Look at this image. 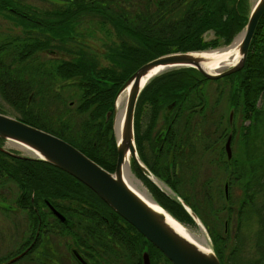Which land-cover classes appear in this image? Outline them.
<instances>
[{
	"label": "trees",
	"instance_id": "1",
	"mask_svg": "<svg viewBox=\"0 0 264 264\" xmlns=\"http://www.w3.org/2000/svg\"><path fill=\"white\" fill-rule=\"evenodd\" d=\"M55 1L59 2L60 10L55 11L53 19L43 17L41 27H34L39 28L36 34L31 32V25L22 23L25 26L22 27L24 36L9 35L5 41H0V96L22 114L24 122L53 132L109 171L116 169L117 147L114 154L106 155L110 158L107 160L99 152L89 153L92 148L81 140H89L92 144L93 140L99 139L97 124L88 121L89 117L97 118V105L94 104L97 95L102 98L98 114L102 115L107 105H112L124 82L140 66L166 53L216 48L222 41L228 45L243 30L249 14L248 0ZM5 6L7 4L0 3L1 8L7 9ZM90 12H97L106 26V49L97 47L96 51L89 40H83L84 36L71 35L77 30V20L86 18L85 13ZM46 14L49 15L48 12ZM209 31L215 33L211 39L206 38ZM105 36L97 35L101 40ZM63 52L72 57H64ZM102 56L109 61L106 65L101 61ZM100 76L104 78L102 82L106 78L109 80L106 83L110 85L97 81ZM224 80H233L228 100L230 108L236 107L232 146L237 144V150L233 152L231 161L227 160L225 152V138L229 135L228 114L226 116L220 110L226 98L227 83L218 88L221 91L215 102L208 91L211 83H225ZM173 100H176L175 111L181 113L178 119L169 121L171 116L166 117L163 112H168L166 105ZM71 101L78 103L71 104ZM263 103L264 15L242 70L218 80L201 79L193 68L173 70L153 79L139 98L141 115L147 113V107L151 105L148 137L151 138L152 128L161 114L171 124L168 133L163 131V135L169 136L162 139L161 154L157 156L163 157L166 169L160 166L155 169V174L201 218L222 264H264ZM0 112L4 111L0 108ZM61 126L72 129L69 133L59 131L57 127ZM79 126L82 130L74 129ZM155 142L160 143L158 137ZM0 145H3L2 139ZM9 155L0 150V165L1 158L10 161V166L2 171L4 173L0 172L3 174L0 175V194L1 188H4L5 198L6 191H10L12 186L7 179H3L4 174L20 173L21 177H25L26 173L30 174L29 166H36L33 187L18 186L16 205L5 201L13 209L5 206L1 210L6 213L22 212L23 217L29 215V223L33 221L34 224L26 237L35 233L39 221H47L44 214H51L54 219V243L63 241L66 237L64 234L62 238L63 231L68 229L69 241L66 243L77 247L91 246L89 238L93 237L97 226L102 246L106 250L112 249L116 231L121 229L116 220L127 223L121 215L66 171L43 160ZM157 157L149 155L152 167L160 165L155 160ZM173 165L180 167L175 182L173 173L168 170ZM221 176L226 179L225 184H229L228 198L225 184L222 186L219 183ZM78 185L88 190L86 194L77 188ZM236 187L242 196H234ZM151 193L181 222L195 224L177 200L161 193L157 198L156 192ZM47 202L66 216L65 222L55 217ZM96 211L97 222L90 217ZM26 219L28 222L27 216ZM253 220L257 229L249 250L245 228ZM26 229L30 230L31 225ZM147 241L148 245L140 243L139 246L141 251L149 246L152 264H173L160 249ZM247 251L249 255L244 258ZM115 252L116 260H120L116 248ZM13 254L7 253L5 259Z\"/></svg>",
	"mask_w": 264,
	"mask_h": 264
},
{
	"label": "water",
	"instance_id": "2",
	"mask_svg": "<svg viewBox=\"0 0 264 264\" xmlns=\"http://www.w3.org/2000/svg\"><path fill=\"white\" fill-rule=\"evenodd\" d=\"M263 15L264 0H256L249 10L245 27L238 35L242 34V39L237 46L232 48L233 53L236 55V60L232 63H224L231 55L228 54L226 48L233 46L236 38L229 45L222 48L163 54L146 62L129 76L117 92L113 109L109 110L107 114V117H109L114 111L115 122L117 99L127 91L121 134L118 135L115 129L118 151L115 171L105 169L79 148L55 134L3 112H0V139L5 140L7 143L22 145L29 151L25 152V150L17 148L22 151V153L17 154L2 145H0V150L20 158L46 161L74 176L91 188L106 204L160 249L173 264H222L215 251L212 239V246L205 247L193 240L183 230L181 231L185 224L163 207L150 192L153 201L146 199L136 190L127 180L124 166L126 161L133 159L143 174L147 175L164 192L181 203L196 224L201 228H206L201 218L187 202L141 161L136 148L135 135L137 103L143 90L153 79L173 70L193 68L200 74L201 79L209 80H218L242 70L246 65L252 40ZM218 49L221 50L215 52ZM235 111L236 107L232 106L228 115L229 135L225 143V152L229 161L233 158L232 139ZM129 171L131 172V170ZM130 177L129 179H131ZM154 178L162 184L155 181ZM225 194L228 198V183L225 184ZM50 206L61 220H66L61 212L54 206ZM26 251L0 264L14 263L23 257ZM142 256L143 264H152L148 248L143 250Z\"/></svg>",
	"mask_w": 264,
	"mask_h": 264
},
{
	"label": "flooded vegetation",
	"instance_id": "3",
	"mask_svg": "<svg viewBox=\"0 0 264 264\" xmlns=\"http://www.w3.org/2000/svg\"><path fill=\"white\" fill-rule=\"evenodd\" d=\"M5 7L10 12H12V13L14 12V14L17 16L18 15L24 16V14H23L24 12L18 11V9L12 7L11 5H7ZM0 9H2V8L0 7ZM32 28H34V27H32ZM32 30L35 31L36 28H34ZM79 38H81V37H79ZM58 54H60V53H58ZM67 54L69 57H72V55H69V53H67ZM102 79H104L102 76L97 77V81L110 85V83H106L109 80H107L105 78L106 81L102 82ZM159 81H161V80H159ZM208 91H210V93H211L210 97H212L213 92L211 90H208ZM219 92H218V94H219ZM101 100H102L101 96L97 95V102L94 103L95 105H97V118L89 117V119H88V121H90V122L92 121V122H95L97 124V127H96L97 137L99 136V139L95 140V142L93 140L92 144L89 142V140H86V139H81V140H84V143L87 147L90 146L92 148V150H89V153L99 152L100 154L105 155L104 156L105 159L109 160L110 158L106 155L107 154L110 155L109 153L114 154L116 151V147H117V140H116V135H115L114 111L112 112V114L109 117H107L109 109L110 108L113 109V107H114L115 99H114L112 105H107V108L102 113V115H98L99 111H100L99 109L101 107L100 104L102 103ZM138 102H139V100H138ZM30 103H31V101L29 100V104ZM70 103L71 104H74V103L77 104L78 102L71 101ZM105 103H107V101H105ZM175 104H176V100L169 102L166 105L168 112H166V113L163 112V114L166 117L171 116V118H169V121H172L173 119L174 120L178 119L177 117L181 113L180 111L179 112L175 111L176 110L175 106H174ZM150 109H151V105H149V107H147V117L145 118L144 113L142 115L140 114V105H138V103H137V108H136L137 111H136V115H135V135H136V148H137V151H138V154H139L141 161L155 174L157 168H159L160 166L163 169H166V166L164 165L163 157L159 158L157 156L161 154L160 150L162 149V145H163L162 139L168 138V136H169V135H163V131L168 133V131H170V125L171 124L169 125L166 122V119L164 118V122L162 123V125L158 126V121H157L156 126H154L152 128V133H151L152 139L150 137H148L147 130L150 128V115L148 113H149ZM14 110H15V113L13 115H15L20 120L24 121L22 119V114L17 109H14ZM164 111H167V110H164ZM57 129L59 131L63 130L64 132L69 133L71 131L72 127L61 126V127H57ZM52 134H54V133L52 132ZM157 137H158V140L160 142L159 144H157L155 142ZM227 138L228 137L225 138V141L227 140ZM4 144H5V141H3V145ZM93 149H95V150H93ZM114 149H115V151H114ZM12 151L14 153H17V154L22 153V152L16 151V150H12ZM149 155L157 157L155 160L160 162V165L159 166L153 165V167H152L148 161ZM162 155L164 156V153H162ZM9 156L14 157L13 155H9ZM1 159H2V164L0 165V172L4 173L2 171L6 166H10V161H8L5 158H1ZM27 159H29V158H27ZM117 159H118V151H117ZM116 165H117V161H116ZM35 169H36V166L30 165L29 166V172H30L29 175H28V173H26L25 177H21L20 173H12V175H9V176L4 174L3 179H7V181L10 183V185L14 186L12 189L17 188V190H18V188H19L18 186H23L26 188L33 187V185L35 184L34 179H36ZM130 170H131V174L134 176L135 179H137V178L140 179L144 183V185L147 186L149 190H151V192H153V193L156 192L157 198H159L158 197L159 193H161L162 195L171 197L170 194L164 192L163 189H161L147 175L143 174L133 159L130 160ZM168 170L170 171V173H173L174 182H175V179L178 177V173H180L179 165H173L171 167L169 166ZM0 175H3V174H0ZM77 188H79V190H81L84 194H86L85 192L88 191V190L86 191V189L85 190L81 189V186H79V185ZM12 189L10 191H6L7 196H12L11 195ZM4 193H5V189L1 188L0 202H2V203L5 202L6 194H4ZM162 195H161V197H162ZM47 204L51 208L50 205H52V204L50 202H47ZM8 206L13 209L12 206H10V205H8ZM0 207H1L0 210H2L3 208L5 209V205H2L1 203H0ZM51 210H52V208H51ZM21 213L22 212L4 213L3 211H1V213H0V218H1L0 219V250H4V249L8 248V250H11L8 253H14L12 256L7 257L6 259H5V255L0 256V259H1V257L3 258L2 259L3 261L0 260V263H3V262L10 260L11 258L17 256L18 254H21L22 252L26 251L30 247L29 250L26 251V253L24 254V256H29V263H27V264H140V256H142L143 251L140 250L139 245H140V243L143 246L148 245V241H147L148 239L145 236H141V234L139 232L138 233L135 232L129 222L126 223L125 221H121V220H116V222L119 224L121 229L116 231L117 235L115 236L114 242L111 243L113 250L109 249V248H108V250H106V248L104 246H102L101 240H100V234L97 232V226L93 230L94 231L93 237L89 238V241L92 242L91 246L81 245L80 247H77L75 245L71 246L68 243H66L67 241H69V240H67V237H69L67 234L69 232L68 229H65L63 231L64 233H63L62 238L66 236L63 239V241L60 240V242L57 241V243H54L55 239L53 240V237H52V235L54 233V231L52 229L53 224H54L53 223L54 219H53L51 214H44L47 217V221L45 223H41V221H39L38 227H37L35 233L32 235L33 237L32 236L26 237V236L21 235V232L23 231L22 228L29 226V224L33 225L34 223H33V221L31 223H29V215L25 214L28 217V222H27L26 216L22 217L23 214L21 215ZM53 214L55 215L56 218L60 219L54 212H53ZM90 215H91L90 217L95 218V222H97V211L94 213H91ZM36 216L39 218L43 217V215H36ZM4 221H7L10 223V230L11 231L14 230L13 236H11V235L6 236L5 231L7 230V228H4ZM61 221L65 222L63 220H61ZM12 227H14V229ZM28 233H30V230H28ZM87 233H90V232H87ZM64 234H65V236H64ZM97 242H99L100 244H98ZM10 245H12L14 248L10 249L9 248ZM135 246H136V249L134 250L133 248H135ZM115 248L117 249V255L119 256L120 260H116ZM88 250H89V252H88ZM15 252H18V254H15ZM101 252H103V253H101ZM18 261L19 260H17L16 262H18ZM16 262H14V263H16ZM142 262H143V260H142ZM10 264H12V263H10Z\"/></svg>",
	"mask_w": 264,
	"mask_h": 264
},
{
	"label": "rangeland",
	"instance_id": "4",
	"mask_svg": "<svg viewBox=\"0 0 264 264\" xmlns=\"http://www.w3.org/2000/svg\"><path fill=\"white\" fill-rule=\"evenodd\" d=\"M256 0H248V10H250V8L253 6V4L255 3ZM0 3H5L7 5H11L12 7L18 9V11L20 12H24V16H17L14 14V12H10L7 9H0V41H5L7 39V36H24V31L22 30V27L25 28V26H23L25 23L26 25H31L30 27H41V19H43V17L46 16V19L49 20L50 18H54V13L57 10H60L59 7V2L55 1V0H0ZM49 13V15H47L46 13ZM26 13V14H25ZM53 14V15H50ZM86 14V18L82 17L80 18V20H77L76 23V28L77 30H75L74 32L71 33V35L76 36V37H81L84 36L85 38H83V40H89L90 44L93 46V49H95L97 51V47L102 49H106V46L104 45V42L107 43L106 36H105V32L106 31V26L103 25L104 22H102V17L100 15H97V12H90V13H85ZM14 16V17H13ZM27 17V18H25ZM100 20V21H97ZM21 21V22H20ZM105 24H108L107 22H105ZM29 28V27H28ZM103 28V30L101 29ZM34 29V28H32ZM39 29V28H36ZM98 29V30H97ZM30 31V29L28 30ZM36 31H31L33 32V34H36ZM99 32V34L97 33ZM40 34L42 32H39ZM79 34V35H77ZM240 34V32L238 34L235 35L234 39L238 37V35ZM38 35V34H37ZM42 35V34H41ZM102 35L105 36L102 40L100 38L97 37ZM116 36V35H115ZM215 36V33L213 34L212 31L206 32V38L207 39H211ZM45 37V36H44ZM233 39V40H234ZM221 45H219L217 48H222L225 47L227 45L224 44V41H222L220 43ZM62 51H66L65 49H61ZM64 57H68L67 53H61ZM59 54V56H62ZM101 61L103 64H107L109 61L107 60L106 57L102 56ZM223 81L220 82H215V83H211V85L208 86V89L213 91L212 94V100L216 101V99L218 98V88H221L222 84L226 85L227 83V93H226V98L223 101V105L220 108L221 111H224V113L229 115V112L231 110L230 108V104H229V100L228 97L231 94V90L233 89V80H224L225 83H222ZM214 101V102H215ZM264 105V103H263ZM232 107V106H231ZM0 108L6 112V113H10V114H14L15 110L14 108L6 101L4 100L1 96H0ZM144 117H147V113H145ZM144 118V119H145ZM226 121V120H225ZM241 121V114L240 112L238 113V122ZM164 122V115H160L159 120H158V126L162 125V123ZM74 129H80L82 130V127L79 126L77 128L74 127ZM80 141V140H79ZM5 147H7L8 149H14L17 151L22 152L21 150H18L17 147H14L12 145H9V143L5 142ZM233 152L235 153L237 150V144H234L232 146ZM138 180V178L136 179ZM141 180L139 179L138 182H140ZM226 179L223 178L222 176L219 179V183L223 186V184H225ZM143 187H145L147 189V187L142 183V181L140 182ZM190 185V184H188ZM12 186V185H11ZM225 186V185H224ZM14 186H12L11 188H13ZM148 190V189H147ZM149 192V190H148ZM234 196H242L241 195V191L240 189H238V187H236L235 190H233ZM16 194H17V189L14 188L12 190V194L13 196H7V198H5V201L9 202L10 204L16 205ZM2 205L8 206L9 204L7 203H2L0 202ZM1 213V210H0ZM6 213V212H4ZM22 215V213H21ZM23 217V216H22ZM1 219V218H0ZM187 227L192 231L195 232L197 234H206L207 238H208V243L210 246H212V242H211V237L210 234L207 230V228H201L198 224H187ZM4 228H7V230L5 231L6 236H13L14 235V230H10V223L7 221H4ZM14 229V227H12ZM23 231L21 232V235L25 236V234L28 232L26 230V227L22 228ZM256 229H257V224L256 222L253 220L249 223V226L245 228V235H246V240H247V244L246 247L247 249L251 250L250 247L252 246L253 242H254V235L256 233ZM32 230V225H31V229ZM2 243V242H1ZM4 244V243H3ZM147 248L149 246H146ZM10 249H13L14 247L12 245H10L9 247ZM11 250L4 249V250H0V256H4L7 255L8 252H10ZM143 253V252H142ZM150 253V252H149ZM13 254V253H11ZM141 254V253H140ZM246 256H244V258H247L249 255V252L247 251L245 253ZM151 257V254H150ZM140 264H143L142 260H143V256H140ZM163 261V260H162ZM29 263V256L23 258V259H19L18 262L14 263V264H27ZM152 263V261H151ZM13 264V263H12Z\"/></svg>",
	"mask_w": 264,
	"mask_h": 264
},
{
	"label": "bare ground",
	"instance_id": "5",
	"mask_svg": "<svg viewBox=\"0 0 264 264\" xmlns=\"http://www.w3.org/2000/svg\"><path fill=\"white\" fill-rule=\"evenodd\" d=\"M242 39V34L240 36H238L235 40V43L233 46L229 47V48H226L228 51V54H231L228 59H226L224 61L225 64H229V63H232L236 60V55L233 53V49L235 46L238 45V43L240 42V40ZM219 50L221 49H218V50H215V52H219ZM224 51V50H223ZM126 98H127V91H125L124 93H122L119 98L117 99V103H116V106H117V114H116V117H115V129H116V132L118 135L121 134V124H122V120H123V116H124V113H125V107H126ZM57 136V135H56ZM59 137V136H58ZM70 143V142H69ZM9 145H12L14 147H17L19 149H23V151L25 150V152L29 151L26 147L22 146V145H17V144H13V143H9ZM125 175H126V178L127 180L129 181V183L136 189L138 190L144 197H146V199L150 200V201H153L152 200V197L150 195V193L148 192V190L143 187V185L138 182V180H134V176L131 174V172L129 171L130 170V160L129 161H126L125 163ZM131 176L129 179V176ZM155 181H157L158 183L160 182L158 179L154 178ZM83 183V182H82ZM161 183V182H160ZM162 184V183H161ZM87 186V185H86ZM98 195V194H97ZM99 196V195H98ZM100 197V196H99ZM101 198V197H100ZM102 199V198H101ZM103 200V199H102ZM104 201V200H103ZM203 229V228H202ZM184 231V233H186L188 236H190L193 240H195L196 242H198L199 244L205 246V247H209V243H208V238L206 236V234H197L195 232H192L188 227L187 225L184 226V228H181V231Z\"/></svg>",
	"mask_w": 264,
	"mask_h": 264
}]
</instances>
